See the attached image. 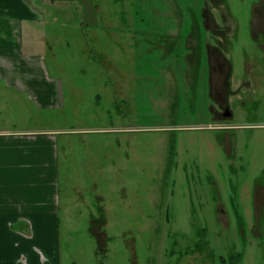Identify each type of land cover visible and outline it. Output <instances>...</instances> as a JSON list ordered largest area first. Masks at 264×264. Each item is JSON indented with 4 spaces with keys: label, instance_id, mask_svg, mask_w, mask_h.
Instances as JSON below:
<instances>
[{
    "label": "rangeland",
    "instance_id": "374dc122",
    "mask_svg": "<svg viewBox=\"0 0 264 264\" xmlns=\"http://www.w3.org/2000/svg\"><path fill=\"white\" fill-rule=\"evenodd\" d=\"M206 1L48 4L56 99L19 114L56 138L59 264H264V18L247 31L254 0L209 2L230 33L209 37ZM221 46L230 117L208 85L205 48Z\"/></svg>",
    "mask_w": 264,
    "mask_h": 264
},
{
    "label": "crops",
    "instance_id": "0c3cea01",
    "mask_svg": "<svg viewBox=\"0 0 264 264\" xmlns=\"http://www.w3.org/2000/svg\"><path fill=\"white\" fill-rule=\"evenodd\" d=\"M55 1L0 0V264H59L56 138L19 114L56 99L42 63L47 6ZM186 43L194 55L193 38Z\"/></svg>",
    "mask_w": 264,
    "mask_h": 264
},
{
    "label": "flooded vegetation",
    "instance_id": "af4514ba",
    "mask_svg": "<svg viewBox=\"0 0 264 264\" xmlns=\"http://www.w3.org/2000/svg\"><path fill=\"white\" fill-rule=\"evenodd\" d=\"M209 2L211 5V9L212 8H219L221 10V8H222V7H220L219 0H207L206 4L204 6V9H203V13H202V17H203L202 21H204L202 23L205 27V30L208 32L209 37L212 36V33H215L218 35L217 39H223L225 41V38L228 37V35L230 33L224 34L226 29H224L225 27H223V25L220 26L217 18L215 16H213V14H211L210 11H212V10H209L208 6H207L209 4ZM256 15H258L259 18H264V0H254L253 2L251 1L249 7H247V10H246L247 31H250L252 29V21L254 23L253 19ZM257 24L263 28V30H261V33L264 34L263 22L261 23V20H260V21H257ZM260 44L263 45L264 41H262V43H260ZM259 48L263 52V56L260 57V60H261V63L264 65V46H259ZM223 49H224L223 47L222 48L212 47L210 49L205 48L206 57H207L208 62H209V82L208 83H209L210 90H211L210 93L214 94L216 102L220 103L221 106L225 105L223 111H221V114L225 115L224 113L226 111H228L229 115H230L231 113H230L229 108H228V103H229L228 100L231 97V93H234V92L236 93L238 91V89L237 90H235V89L230 90L229 89V87H230L229 86V81H230L229 75L232 72L233 68L231 66V62H230L229 57L222 52ZM212 56H213L214 62H215V65H213V66L210 65ZM245 70H246L245 72H247V73L249 72V70H250L249 64H247ZM260 70L264 71V67L260 68ZM242 83H243L242 86L244 87V89L249 90L250 82L247 79V77L244 78V81H242ZM220 88H226V96L219 94L221 92V91H219ZM219 100H221V101H219ZM225 101H226V104H224ZM212 108L213 107H211V111L214 112V114L219 113L218 109H215L213 111ZM229 115H227V116H229ZM213 118H215V115L213 116Z\"/></svg>",
    "mask_w": 264,
    "mask_h": 264
},
{
    "label": "trees",
    "instance_id": "16d2710c",
    "mask_svg": "<svg viewBox=\"0 0 264 264\" xmlns=\"http://www.w3.org/2000/svg\"><path fill=\"white\" fill-rule=\"evenodd\" d=\"M264 177V176H263ZM230 201H231V204L232 206H236V203L234 202V199L233 197L230 198ZM235 204V205H234ZM234 215H235V218H236V221L238 224H240L241 226H243V217L242 215L237 211L236 207H235V211H234ZM199 248V246H198ZM242 255V252L241 253H238V254H234V255H230V263L228 264H234V262L236 260H240L241 259V256ZM238 258V259H237Z\"/></svg>",
    "mask_w": 264,
    "mask_h": 264
},
{
    "label": "water",
    "instance_id": "95a60500",
    "mask_svg": "<svg viewBox=\"0 0 264 264\" xmlns=\"http://www.w3.org/2000/svg\"><path fill=\"white\" fill-rule=\"evenodd\" d=\"M224 114L227 116V115H229V112H228V111H226Z\"/></svg>",
    "mask_w": 264,
    "mask_h": 264
}]
</instances>
